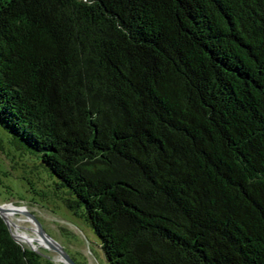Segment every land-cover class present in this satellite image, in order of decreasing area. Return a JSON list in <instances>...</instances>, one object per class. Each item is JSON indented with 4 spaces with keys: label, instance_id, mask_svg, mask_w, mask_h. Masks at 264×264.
Here are the masks:
<instances>
[{
    "label": "trees",
    "instance_id": "1",
    "mask_svg": "<svg viewBox=\"0 0 264 264\" xmlns=\"http://www.w3.org/2000/svg\"><path fill=\"white\" fill-rule=\"evenodd\" d=\"M9 178L106 264H264V0H0Z\"/></svg>",
    "mask_w": 264,
    "mask_h": 264
},
{
    "label": "rangeland",
    "instance_id": "2",
    "mask_svg": "<svg viewBox=\"0 0 264 264\" xmlns=\"http://www.w3.org/2000/svg\"><path fill=\"white\" fill-rule=\"evenodd\" d=\"M5 183L11 187L15 198H20L25 202L5 199L7 193L3 188H0V206L3 208L13 206L17 209L28 210L37 219L45 234L58 244L76 264H106L96 245L92 231L83 222L72 217L62 206L47 208L40 204L35 206L27 203L26 200L29 199V196L24 184L19 179L9 178ZM6 216L7 214L4 213V220L13 236L16 237L18 234L24 233L32 238L42 240L37 228L29 218L19 213L14 216ZM11 222L18 224V227H15ZM32 229H35L36 232L34 233ZM16 240L22 247L49 257L54 264H64L60 256L49 250L45 243L42 245L38 242L23 243L19 239Z\"/></svg>",
    "mask_w": 264,
    "mask_h": 264
},
{
    "label": "water",
    "instance_id": "3",
    "mask_svg": "<svg viewBox=\"0 0 264 264\" xmlns=\"http://www.w3.org/2000/svg\"><path fill=\"white\" fill-rule=\"evenodd\" d=\"M8 210L6 208H3L2 206H0V218L4 221L5 225L7 226L8 230L9 227L6 223V221L4 220L3 214L7 213ZM19 214H22L23 216H26L27 218L30 219V221L33 223V225L37 228L38 233L40 235V237L42 238V240L44 241L45 245L47 246V248L51 251H53L54 253H56L57 255L60 256V258L62 259L64 264H76L65 252L64 250L58 245L56 244L53 240H51L46 234L45 232L42 230L41 226L39 225L37 219L34 217L33 214H31L28 210L23 209L21 212H17ZM10 231V230H9ZM12 239L16 242V237L13 236L11 234ZM54 243V244H53ZM19 244V243H18ZM38 254L42 255L41 253L38 252Z\"/></svg>",
    "mask_w": 264,
    "mask_h": 264
},
{
    "label": "bare ground",
    "instance_id": "4",
    "mask_svg": "<svg viewBox=\"0 0 264 264\" xmlns=\"http://www.w3.org/2000/svg\"><path fill=\"white\" fill-rule=\"evenodd\" d=\"M5 208L8 210V212L6 213L7 216H14V214H17V212H21L23 210V209L14 208L13 206H7ZM11 224H13L15 227H18L17 226L18 224L14 223V222H11ZM32 231H34V233L36 232L35 229H32ZM16 239H19L23 243H34V242H38V243H40L42 245L44 244V242L42 240H38L37 238H32L30 236H27L24 233L18 234L16 236Z\"/></svg>",
    "mask_w": 264,
    "mask_h": 264
}]
</instances>
